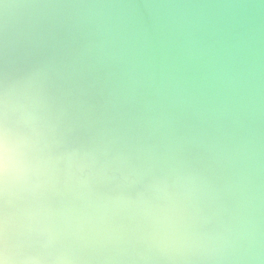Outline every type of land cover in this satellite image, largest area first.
Returning <instances> with one entry per match:
<instances>
[{
  "label": "clouds",
  "instance_id": "obj_1",
  "mask_svg": "<svg viewBox=\"0 0 264 264\" xmlns=\"http://www.w3.org/2000/svg\"><path fill=\"white\" fill-rule=\"evenodd\" d=\"M0 264H264V0H0Z\"/></svg>",
  "mask_w": 264,
  "mask_h": 264
}]
</instances>
